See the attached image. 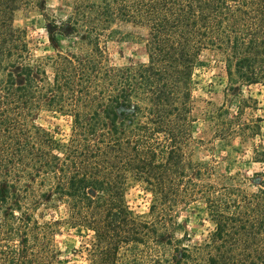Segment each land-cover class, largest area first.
Returning <instances> with one entry per match:
<instances>
[{"label":"trees","instance_id":"trees-1","mask_svg":"<svg viewBox=\"0 0 264 264\" xmlns=\"http://www.w3.org/2000/svg\"><path fill=\"white\" fill-rule=\"evenodd\" d=\"M22 8L44 11L43 0H0V264H63L53 244L62 225L91 234L73 250L88 264H117L121 250L127 264H181L192 253L205 264H264V146L252 152L259 172L219 174L214 160L193 159L192 116L204 51L222 56L233 96L264 87V0H73L45 29L55 49L66 40L74 50L45 62L14 26ZM120 24L146 30L144 62L111 64ZM239 105L208 114L216 138L258 135ZM41 112L69 119L66 141L36 123ZM130 182L151 194L150 220L128 211ZM196 202L213 230L190 248L173 233V212ZM59 205L66 217L45 220Z\"/></svg>","mask_w":264,"mask_h":264},{"label":"rangeland","instance_id":"rangeland-1","mask_svg":"<svg viewBox=\"0 0 264 264\" xmlns=\"http://www.w3.org/2000/svg\"><path fill=\"white\" fill-rule=\"evenodd\" d=\"M73 0H43V10L36 8H22L14 16V26L23 31L30 48L32 58L36 62H45V58L53 57L58 50L72 49L70 42L61 41L60 48L55 49L46 34V16L63 19L71 10ZM119 33L107 44L108 57L112 65L122 66L130 60L144 62L146 60L142 38L146 30L130 24H120ZM74 49H72L73 51ZM50 72V69H46ZM240 92V93H237ZM192 93L194 100L193 136L199 140L195 146L194 160H214L219 174L241 173L251 176L260 171V166L252 161L253 147L264 146V87L237 86L235 95L228 90L227 75L224 60L221 55L213 51H204L195 65L192 76ZM246 103H243V100ZM242 105L241 122L258 124L260 132L252 140L242 141L235 137L221 140L215 137V122L208 118L209 113L216 112L224 105L231 113ZM36 123L58 141H66L70 134V121L59 114L41 112ZM249 190L255 189L251 182ZM125 203L131 216L138 220H150L151 194L144 186L137 182H130L125 192ZM45 220H62L66 217V210L59 205L55 210H45ZM175 228L173 233L181 239L185 246L194 247L204 244L213 230L208 220L204 205L201 202L181 206L173 212ZM90 233L69 228L62 225L53 239L55 248L60 250L65 259L63 264H88V257L83 253H73L78 250ZM193 257L183 260L181 264H205L202 257L192 253ZM196 255V256H195ZM127 251H120L117 264H127L130 260Z\"/></svg>","mask_w":264,"mask_h":264}]
</instances>
